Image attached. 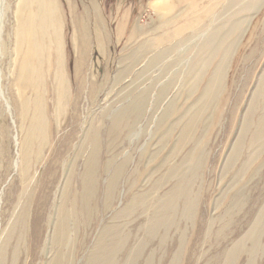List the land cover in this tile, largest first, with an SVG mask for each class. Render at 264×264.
<instances>
[{
    "label": "rangeland",
    "instance_id": "374dc122",
    "mask_svg": "<svg viewBox=\"0 0 264 264\" xmlns=\"http://www.w3.org/2000/svg\"><path fill=\"white\" fill-rule=\"evenodd\" d=\"M4 11L0 264H264V0Z\"/></svg>",
    "mask_w": 264,
    "mask_h": 264
},
{
    "label": "bare ground",
    "instance_id": "6f19581e",
    "mask_svg": "<svg viewBox=\"0 0 264 264\" xmlns=\"http://www.w3.org/2000/svg\"><path fill=\"white\" fill-rule=\"evenodd\" d=\"M5 2H6V0H1L0 1V33H1V31H2V28H3V20H4V15H5V11H4V5H5ZM26 2V1H25ZM23 3V2H22ZM24 4V3H23ZM19 6H21V5H19ZM26 6V5H25ZM25 6H23V8L25 7ZM25 10H28V9H25ZM43 19V21H45V20H47V19H49V17L48 16H46V17H44V18H42ZM23 24V26H22V29L20 30V31H18V33H17V36H18V41H17V43L18 44H21V41H22V31H23V28H29L30 26H31V22L29 21V20H27L25 23H22ZM35 24V23H34ZM34 27H35V25H33ZM32 34V33H31ZM0 40H1V38H0ZM27 44H28V52H27V58L25 59V61L23 62V65H22V76H21V79L22 78H24L25 77V74L26 75H28V73L31 75V69H32V67L30 66L31 65V60H33V58H34V53H33V51H32V44H33V40H32V38H31V36H30V38H28L27 39ZM31 67V68H30ZM1 69V68H0ZM1 81H2V71L0 70V86H1ZM1 88V87H0ZM2 94H1V91H0V96H1ZM19 98L22 100L21 102H19V104H22V108L24 107L25 109H26V103L24 102V98L21 96V95H19ZM76 102V101H75ZM22 108H21V110H22ZM25 111V110H24ZM35 121H37L36 119H34ZM39 120V119H38ZM38 124H39V122H38ZM36 125V124H35ZM33 128L35 127V126H32ZM37 128V127H36ZM36 128H34V129H36ZM32 135V134H31Z\"/></svg>",
    "mask_w": 264,
    "mask_h": 264
}]
</instances>
